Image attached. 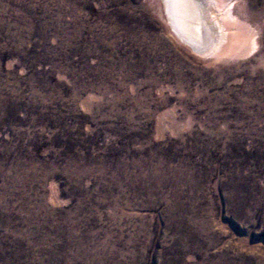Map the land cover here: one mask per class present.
<instances>
[{"label": "rangeland", "instance_id": "rangeland-1", "mask_svg": "<svg viewBox=\"0 0 264 264\" xmlns=\"http://www.w3.org/2000/svg\"><path fill=\"white\" fill-rule=\"evenodd\" d=\"M215 1L200 54L163 0H0V264H264V0Z\"/></svg>", "mask_w": 264, "mask_h": 264}, {"label": "bare ground", "instance_id": "bare-ground-1", "mask_svg": "<svg viewBox=\"0 0 264 264\" xmlns=\"http://www.w3.org/2000/svg\"><path fill=\"white\" fill-rule=\"evenodd\" d=\"M163 2L166 20L173 32L195 52L203 54L215 51L224 47L229 41L227 22H233L235 19L233 6H225V13L219 15L217 9L222 6L215 0L208 4L202 0H163Z\"/></svg>", "mask_w": 264, "mask_h": 264}]
</instances>
